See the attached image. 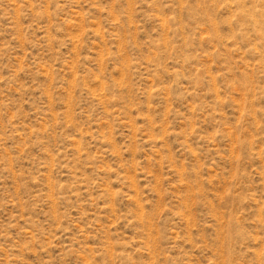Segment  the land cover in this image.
Wrapping results in <instances>:
<instances>
[{
  "label": "rangeland",
  "instance_id": "374dc122",
  "mask_svg": "<svg viewBox=\"0 0 264 264\" xmlns=\"http://www.w3.org/2000/svg\"><path fill=\"white\" fill-rule=\"evenodd\" d=\"M0 264H264V0H0Z\"/></svg>",
  "mask_w": 264,
  "mask_h": 264
}]
</instances>
